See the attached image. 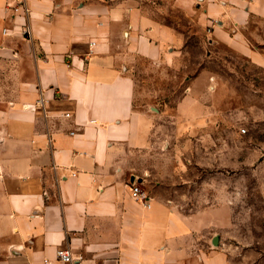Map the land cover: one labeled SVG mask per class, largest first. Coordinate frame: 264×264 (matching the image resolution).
Returning a JSON list of instances; mask_svg holds the SVG:
<instances>
[{
  "label": "crops",
  "instance_id": "0c3cea01",
  "mask_svg": "<svg viewBox=\"0 0 264 264\" xmlns=\"http://www.w3.org/2000/svg\"><path fill=\"white\" fill-rule=\"evenodd\" d=\"M195 37L264 69V0H0V264H64L59 249L72 264H229L209 159L182 148L211 142L226 98L202 90L218 81L205 66H187ZM181 71L188 91L165 110L174 93L153 85ZM133 179L148 208L131 198ZM197 182L200 206L185 211L176 197L193 192L179 187Z\"/></svg>",
  "mask_w": 264,
  "mask_h": 264
},
{
  "label": "rangeland",
  "instance_id": "374dc122",
  "mask_svg": "<svg viewBox=\"0 0 264 264\" xmlns=\"http://www.w3.org/2000/svg\"><path fill=\"white\" fill-rule=\"evenodd\" d=\"M195 38V44L185 57L187 66L196 71L205 66L217 76L218 81H210L207 90H202L208 93L224 91L226 98L222 101L219 117L213 119L214 128L208 131L207 137L204 136L211 142L194 137L186 143L188 147H182L184 156L194 163L209 159L208 166L202 172L205 178L209 174V181L205 185L211 192L209 202L211 205L217 204V193L221 190L223 198L220 201H225L228 208L225 214L227 226L219 236L228 263L264 264V69L252 66L246 57L224 44L204 45L206 37ZM134 67V75L139 81L142 73L138 63ZM185 73H175L177 83L164 81L153 85L158 91L174 93L158 101L165 110L167 107L174 108L188 91ZM169 74L174 75L171 70ZM134 106L144 108V101L136 99ZM169 122L175 123L164 120L163 124L167 127L161 132L165 137L174 133ZM218 159H221V165H218ZM200 170L194 169L189 173L200 176ZM198 184L189 189L179 187L181 194L193 192L188 199L176 197L185 211L200 206L195 203L194 195V190L202 189ZM170 193H166L167 199Z\"/></svg>",
  "mask_w": 264,
  "mask_h": 264
},
{
  "label": "built area",
  "instance_id": "2783aa9c",
  "mask_svg": "<svg viewBox=\"0 0 264 264\" xmlns=\"http://www.w3.org/2000/svg\"><path fill=\"white\" fill-rule=\"evenodd\" d=\"M103 2H110L112 0H101ZM22 7V4H19L18 6L13 7L14 12H18L20 8ZM25 13L28 12L26 8H24ZM35 105L40 108H44L46 105V100L43 97H40L36 100ZM66 117H69V114L65 115ZM244 130L242 129V133ZM71 135L74 133L71 132ZM129 190H130V196L131 198L143 205L144 207L148 208L149 207V198L146 194V192L143 190V185L142 182L139 180L133 179L131 183L129 184ZM56 259L64 264H72L73 258L71 255V252L69 249H59L56 251Z\"/></svg>",
  "mask_w": 264,
  "mask_h": 264
}]
</instances>
